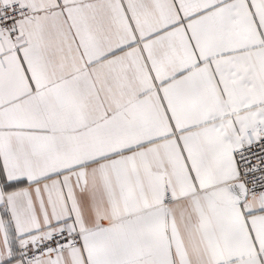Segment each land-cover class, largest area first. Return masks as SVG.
<instances>
[{"label": "snow or ice", "instance_id": "6c2138e0", "mask_svg": "<svg viewBox=\"0 0 264 264\" xmlns=\"http://www.w3.org/2000/svg\"><path fill=\"white\" fill-rule=\"evenodd\" d=\"M0 264H264V0H0Z\"/></svg>", "mask_w": 264, "mask_h": 264}]
</instances>
